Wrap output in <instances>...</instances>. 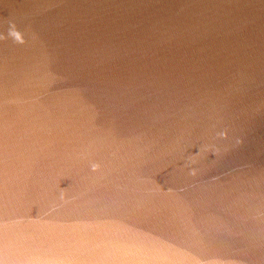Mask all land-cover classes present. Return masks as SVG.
<instances>
[{
	"label": "water",
	"instance_id": "95a60500",
	"mask_svg": "<svg viewBox=\"0 0 264 264\" xmlns=\"http://www.w3.org/2000/svg\"><path fill=\"white\" fill-rule=\"evenodd\" d=\"M0 35V264H264V0H0Z\"/></svg>",
	"mask_w": 264,
	"mask_h": 264
},
{
	"label": "clouds",
	"instance_id": "9594fccd",
	"mask_svg": "<svg viewBox=\"0 0 264 264\" xmlns=\"http://www.w3.org/2000/svg\"><path fill=\"white\" fill-rule=\"evenodd\" d=\"M8 37H11L16 43H19V44H24L26 43L25 41V38L23 36V34L16 28V25L13 23L11 24L10 28H9V31H8ZM6 37H4L3 35H0V39H5ZM227 132H222V133H219V136L222 137V138H227ZM92 167V170L93 171H98L99 168H100V165L99 164H96V163H93L91 165ZM191 175L195 176L196 175V169L193 168L191 170Z\"/></svg>",
	"mask_w": 264,
	"mask_h": 264
}]
</instances>
